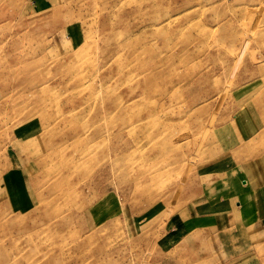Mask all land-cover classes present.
Returning a JSON list of instances; mask_svg holds the SVG:
<instances>
[{
  "label": "rangeland",
  "instance_id": "1",
  "mask_svg": "<svg viewBox=\"0 0 264 264\" xmlns=\"http://www.w3.org/2000/svg\"><path fill=\"white\" fill-rule=\"evenodd\" d=\"M252 123L228 166L264 156V0H0V264H264L206 217Z\"/></svg>",
  "mask_w": 264,
  "mask_h": 264
},
{
  "label": "crops",
  "instance_id": "2",
  "mask_svg": "<svg viewBox=\"0 0 264 264\" xmlns=\"http://www.w3.org/2000/svg\"><path fill=\"white\" fill-rule=\"evenodd\" d=\"M241 120V117H239L240 122ZM235 122L238 123L236 120ZM228 130L231 132V137L227 136L224 138V142H228L223 148L221 147L224 159L218 163V166L221 167L213 169L212 175L216 176L217 180H215L214 187H210V191L215 190V194L223 197L226 204L220 207V210L215 209V211L220 213L216 212L214 215L209 213L206 217H210L212 221L217 222L214 224L217 229L224 226L225 221L227 223L238 222L241 227L260 226L264 228V156H261V160L255 162L254 166L243 165L245 162L228 166V164L236 160L237 156L238 158L244 157L243 148L246 146L245 143L252 140L254 135H256L255 133L258 134V131L257 129L255 130L253 123L249 124L247 130L241 134L238 133L236 124L232 125ZM228 130H226L225 134ZM17 167L24 169L21 165H17ZM12 170L14 172L8 171L4 176L2 181L3 189H6L8 194L11 193L12 207L14 209L21 212L29 211L33 208L35 202L32 195L28 192L30 191L28 179L25 177L23 170L16 171L13 168ZM223 174L225 176H222ZM227 175H229V178H226ZM211 198L212 196L209 195L210 201ZM214 204H216V201ZM184 230H187V228L173 232L171 239L176 238Z\"/></svg>",
  "mask_w": 264,
  "mask_h": 264
}]
</instances>
